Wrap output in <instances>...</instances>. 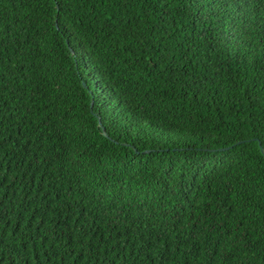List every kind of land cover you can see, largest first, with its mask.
Wrapping results in <instances>:
<instances>
[{"label":"trees","instance_id":"1","mask_svg":"<svg viewBox=\"0 0 264 264\" xmlns=\"http://www.w3.org/2000/svg\"><path fill=\"white\" fill-rule=\"evenodd\" d=\"M260 148L264 0H0V264H264Z\"/></svg>","mask_w":264,"mask_h":264},{"label":"water","instance_id":"2","mask_svg":"<svg viewBox=\"0 0 264 264\" xmlns=\"http://www.w3.org/2000/svg\"><path fill=\"white\" fill-rule=\"evenodd\" d=\"M70 51L72 53V50H70ZM90 109L92 110V103H91ZM98 126L101 127L103 136L104 137H108L107 134H106V132H105V129L101 125L100 119H98ZM222 150H225V149H222ZM260 151H261V154L264 156V149L263 148H260Z\"/></svg>","mask_w":264,"mask_h":264},{"label":"snow or ice","instance_id":"3","mask_svg":"<svg viewBox=\"0 0 264 264\" xmlns=\"http://www.w3.org/2000/svg\"><path fill=\"white\" fill-rule=\"evenodd\" d=\"M148 31H149V33H152L154 31V29H149ZM137 43H139V41H137ZM145 43L150 44V41L147 39V37H145ZM160 61H161V63L165 62L163 56L160 57ZM84 235H86V233Z\"/></svg>","mask_w":264,"mask_h":264}]
</instances>
